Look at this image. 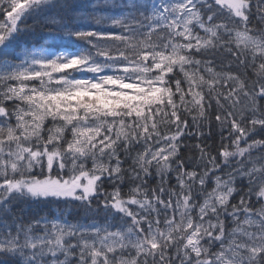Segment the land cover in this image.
Instances as JSON below:
<instances>
[{
    "label": "snow or ice",
    "instance_id": "snow-or-ice-1",
    "mask_svg": "<svg viewBox=\"0 0 264 264\" xmlns=\"http://www.w3.org/2000/svg\"><path fill=\"white\" fill-rule=\"evenodd\" d=\"M0 264H264V0H0Z\"/></svg>",
    "mask_w": 264,
    "mask_h": 264
}]
</instances>
